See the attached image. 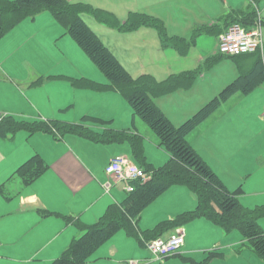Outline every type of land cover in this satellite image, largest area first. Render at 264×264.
<instances>
[{
	"label": "rangeland",
	"instance_id": "obj_1",
	"mask_svg": "<svg viewBox=\"0 0 264 264\" xmlns=\"http://www.w3.org/2000/svg\"><path fill=\"white\" fill-rule=\"evenodd\" d=\"M89 1L92 4V1L102 0H72L86 4ZM111 1L124 9L129 4L137 5L136 12L160 17L170 35L193 42L190 53L182 52L189 60L173 62L165 59L166 50L163 47L168 46L158 38L142 45L141 40L124 37L121 32H111L98 23L92 24L94 29L107 34V40H111L118 49L114 51L123 58L121 62L134 79L150 74L162 82L171 75V66L198 71L190 89H175L169 94L157 96L156 100L176 125L182 124L214 100L211 106L216 107L211 112L209 110V115L192 128L187 137L227 188L243 186L245 194L241 196V201L246 200L251 208L264 204V165L259 163L260 159L264 162V82L249 93L243 92L240 87L248 80L242 79L238 85H233L240 74L243 78L248 75L258 59L264 60V53L235 57L220 55L216 35L207 34L204 30L201 35L207 40L197 44L195 40H198V36L192 30L197 24H207L226 15L231 7L247 9L250 4L253 5L252 1ZM259 6L261 18L264 19V0L259 1ZM146 9L156 11L158 15ZM104 10L113 13L109 9ZM44 13L36 20L32 16L23 19L15 30L14 27L12 32L0 39V50L6 52L3 67H0L7 70L6 74L0 72V113L19 120L36 117L71 123L83 120L96 130L106 125L116 130H136L144 136L148 161L155 167L166 164L172 155L160 145L155 132L143 119L133 114L128 99L122 93L110 88L109 77L76 38L68 33L67 27L56 18L51 20L53 14L49 10ZM125 16L122 21L130 17L129 13ZM92 19L96 21L94 17ZM89 23L91 25V20ZM144 36L152 34L149 32ZM202 51L208 54L207 58L204 59ZM214 56H221V59L208 65L209 57ZM195 63L196 66L193 65ZM86 114L96 115L100 119L88 117L84 120ZM25 131L11 132L6 136L0 132V188L4 183L14 181L16 169L21 166L18 167L17 161H14L34 146V141H38L48 154L53 153L51 161L55 167L63 168L65 161L74 157L65 149L69 140V144L76 149L74 155L82 154V159L86 161L84 165L72 160L69 171H63L65 176L68 172L72 174L67 179L73 184L75 181L80 184L79 187L74 184L72 192L65 197L69 211L81 215L84 224H90L105 214L109 204L120 203L127 197L128 191L123 181L113 182L108 188V183L113 179L108 175L107 167L111 158L121 154L128 155L132 162L140 166L128 141L99 143L68 133V137L59 142L52 134L53 138L49 134L33 136ZM258 156H261L260 159ZM29 159L25 167L34 165L46 172L48 163L39 153H34ZM3 198L1 192L0 201ZM197 201L196 194L187 185L168 186L142 210L139 232L152 234L149 238L155 237L158 233L153 231L185 210L194 208ZM84 206L89 207L76 213L79 207ZM260 222L264 229V215ZM184 228L187 232L186 244L169 258L162 254L157 257L148 248L147 242H140L122 227L93 248L82 264H264V259L238 228L228 232L206 217L189 220L184 223ZM80 232L76 225H67L61 215L49 216L13 248V254L19 261L1 264H48L67 249L72 238ZM167 235V232L163 233V236ZM21 250L25 251L18 254Z\"/></svg>",
	"mask_w": 264,
	"mask_h": 264
},
{
	"label": "trees",
	"instance_id": "obj_2",
	"mask_svg": "<svg viewBox=\"0 0 264 264\" xmlns=\"http://www.w3.org/2000/svg\"><path fill=\"white\" fill-rule=\"evenodd\" d=\"M46 9H49L55 18L67 27L68 33L76 38L87 54L109 77L110 88L122 93L128 99L133 114L146 122L155 132L160 145L166 147L172 155L166 164L155 167L145 155L144 136L133 130H116L106 127L104 131H98L83 120L71 123L61 119L19 120L13 116H0V132L4 136L11 132L26 130L29 133L37 131L49 133L57 140L68 133H74L99 143L128 141L136 162L151 176L144 182H137L133 192H129L122 202L110 204L105 214L92 224H84L77 217H67V221L78 226L84 233L75 237L69 247L50 264L84 263L87 254L93 248L122 227L143 243L161 236L160 231L166 230L168 224H184L198 217H206L228 232L238 228L259 256L264 259V229L260 223V218L264 215V204L255 208L244 205L240 199L244 193L243 186L240 185L234 190L227 188L187 137L188 132L209 115V110L211 112L216 107L211 106L215 101L202 107L182 124L176 125L155 100L157 96L169 94L175 89H190L198 71L189 70L171 74L162 82L150 74H143L138 79H134L117 55L84 20L83 13L90 12L100 22L120 31H134L146 26L154 28L162 44L174 47L181 53L189 50L190 43L184 38L171 36L165 22L159 17L133 12L126 21H121L110 11L70 0H1L0 39L26 16H34ZM231 15L241 20L234 22L247 25L254 24L257 19L254 9L230 10L227 18ZM217 25L216 22L211 25L197 24L193 29L194 35L199 37L206 30L207 34L219 36L220 32L215 29ZM220 55L223 54L220 53ZM220 59L221 56L209 57L207 63L212 65ZM263 61L262 58L258 59L248 75L243 78L240 74L233 85L235 83L238 85L242 79L248 80L240 84L243 92L248 93L262 84L264 82ZM88 117L100 119L98 116L86 114L84 120ZM101 121L105 123V120L101 119ZM27 163L28 161L22 165L23 168ZM172 184L187 185L196 194L198 204L193 210L184 212L174 220L170 219L160 225L156 231H153L158 234L149 238L146 233L139 232L141 212L147 204ZM171 256H165V258Z\"/></svg>",
	"mask_w": 264,
	"mask_h": 264
},
{
	"label": "crops",
	"instance_id": "obj_3",
	"mask_svg": "<svg viewBox=\"0 0 264 264\" xmlns=\"http://www.w3.org/2000/svg\"><path fill=\"white\" fill-rule=\"evenodd\" d=\"M70 1H72V0H70ZM251 1H252L253 5L250 4L247 7V9H244V10L248 11L249 9L250 10L254 9V10H256V14H260V17H261V13H260L259 8H258V7H260L259 6V1L260 0H258V1L251 0ZM90 3H91V1H89V3H87V4H90ZM92 4L102 7V8L101 7H97V8L109 9V10L113 11V13L116 15V17L119 18L121 21L125 19V17H126L125 15L127 13H129V15H131L133 12L138 11L137 9L139 7V6L135 5V4H129V5H126L125 9H124L122 7L120 8V5L118 3L114 4L111 0H102V1H99V2L92 1ZM92 4H90V5H92ZM48 10L49 9H46V10H44L42 12H39L38 14L32 16L33 19L36 20L37 18H40V17L44 16L46 14L44 12H46ZM230 10H241V9H233L231 7L229 10L227 9L226 15H223L220 18H215V19H213L212 21H210L207 24H203V25H211L214 22H216L218 25H217V27L215 29L220 32L219 36H217L215 34L218 37V39L221 36V34L224 33V31L232 23H234V20L237 19L233 15H231V16H229V18H227L228 17V12ZM147 11H149L151 13H155V14L158 15V13L156 11H150V10H147ZM138 13H142V12H138ZM28 17H30V15L26 16L24 19H26ZM93 17H94V19L96 21H94L92 19ZM50 18L52 20L53 18H55V16L52 15V17L50 16ZM83 18L89 24V26L103 39L105 44L114 53H116L115 51H117L118 49L111 42V40H107V39H109L107 34L105 32H103V31L99 30V29L98 30L96 28L94 29L92 27V24L98 23V24L103 25L104 27L108 28L111 32L112 31L121 32V34L124 37L134 38L136 40H141L142 41V45H145L146 43L152 42V40H154L155 38L159 39L158 32L154 28L140 27V28H138V29H136L134 31L125 32V31H120V30H118L116 28L110 27L109 25L100 22L90 12L83 13ZM90 20H91V25L89 23ZM262 20H263V23H264V19H262ZM18 24L14 26L15 28L13 27L14 29L13 28L9 29L7 31V34H8V32H12L13 30H15L17 28ZM149 32H151L152 36H144L145 34H147ZM171 36H173V35H171ZM203 36L204 35H200L199 37H197L198 40H195V42H197V44H198L199 41L207 40V39H204ZM195 42H194V44H195ZM192 44H193V42L190 43V48L187 51V53L191 52ZM163 48H165L164 50H166V53H165L164 56H165V59H167V60H172L173 62L188 61L189 60V57L183 55L181 53V51L175 49L174 47H165L164 46ZM4 53L6 55V52H4V50H0V66H2V62H3V59H4ZM202 55H203L204 59L207 58V56H208V54L205 51H202ZM240 56H243V55H240ZM118 57L121 60L123 59L119 55H118ZM193 65L196 66L197 63H195ZM171 68H172V70H170V74H176V72L177 73H181V72H184V71H188L187 68H185V69H183V68L175 69L173 66H171ZM2 69L0 67V72H2V73H3V71H4V73L7 72V70H5L4 68H2ZM171 72H173V73H171ZM239 74H240V69H239ZM260 86H262V84H260L257 87H260ZM183 90H185V89H183ZM157 103H158V101H157ZM130 108H131V111L133 112L131 105H130ZM0 116H3V115L0 113ZM7 116H12V115L8 114ZM94 116H96V115H94ZM38 118H42V117H38ZM26 119L29 120V118H26ZM26 119H22V120H26ZM32 119H34V118H32ZM42 119H44V118H42ZM106 127H111V126L110 125H106L105 127H103V129L99 128V130L98 129L97 130L98 131H101V130L103 131ZM125 130H131V129H125ZM247 130L249 131L250 129L247 128ZM133 131L138 132L136 130H133ZM25 132L29 133L28 131H25ZM138 133H140V132H138ZM29 134H32L33 136H36L38 134H46V135H48L49 133L37 131V132L29 133ZM68 135L69 134H67L63 138H61L59 142H61L62 140L66 139V137H68ZM72 135H75V134H72ZM75 136H77V135H75ZM50 137H52V136L50 135ZM36 138H38V137H36ZM70 138H72V137H70ZM54 140H56V139H54ZM86 140H88V139H86ZM34 143H35V144H33L34 146H31L30 149H27L25 151V153L23 154V156H21L18 160H15L14 163L17 161L16 165H18V167H19V165L22 166L23 164H25L27 161H29L31 159V158L29 159L30 156H33L34 153H37V154L39 153L43 157V159H45V161H47V163H48V165L46 167L47 168L46 172L45 173L42 172V169L38 170V167L34 166V165L32 167L31 166H27V167H24V168H20L21 167L20 166L19 167L20 169L19 168L16 169L17 174L15 175V177L13 179L14 181L10 182L11 181L10 180V181L6 182V183H4L2 188H0V193L2 192V195L4 197L2 199V201H0V264L2 262L17 263L19 260L13 254V251H12L13 248L19 242L23 241L25 239V237L31 232V230L34 227L40 226L43 223V221L46 218H48L49 216L61 215L64 218L65 222H67V225L72 224L69 221H67V217H77V218L81 219V215L80 216L79 215H75V214H73L72 211L68 210V206H66L67 202L65 200V197L69 193H71L72 190L74 189V184H75V187L76 186L79 187L80 184H78L77 181H75V183L73 184L70 181V179H67V178L72 177V174L70 172H68V174L65 176L63 174V171L64 170L69 171V169L73 165L72 162H71L72 160L77 161V162H79L81 164L83 163L84 165H86V161L84 159H82L83 155L80 154L81 158L78 155L77 156L74 155V151H76V149L74 148V146L72 144H69L70 142L68 140L67 144H65V146H66L65 149L67 150L66 152L71 153V155L74 156V157H72L69 161H65L66 165L63 168H57V167L54 166V164L51 161V156L53 155V153L48 154L47 151L45 150V148L42 147L39 144L38 141H34ZM78 149L81 150V147H79ZM258 157H259L258 159H260L261 156H258ZM26 159H28V160L26 161ZM23 161H25V162L23 163ZM259 163H263L262 165H264V162H263L262 159L259 160ZM20 170H23V171H20ZM239 186H237V187H239ZM236 188H234V189H236ZM234 189H231V190H234ZM243 194H245V190H244ZM241 196H240V199H242ZM64 200H65L66 203L64 202ZM242 201L241 202L244 205H246V206L249 205V203L246 200H242ZM197 204H198V201H197ZM87 207H89V206L79 207L77 209L76 213H79L81 210H84ZM248 207H250V206H248ZM194 208L185 210L184 212L193 210ZM174 219L175 218H173L172 220H174ZM96 221H94V222H96ZM94 222H92V223H94ZM92 223H90V224H92ZM72 225H75V224H72ZM87 225H89V224H87ZM166 227H167L166 230H164L163 232H161L162 230L160 231L161 235H163V233H165V232H167L168 235H169L170 233L175 231L177 228L184 227V224H179V225L168 224ZM161 228H162V226H161ZM80 231H81V229H80ZM83 233L84 232L81 231L80 234L74 236L72 238V240L75 237L81 236ZM151 235L152 234H150L148 236H151ZM186 237H187V232H186ZM185 244H186V239H185ZM22 251H25V250L19 251L18 254H21ZM55 259H53V260H55ZM53 260H51L49 262L51 263ZM50 263H48V264H50Z\"/></svg>",
	"mask_w": 264,
	"mask_h": 264
},
{
	"label": "built area",
	"instance_id": "obj_4",
	"mask_svg": "<svg viewBox=\"0 0 264 264\" xmlns=\"http://www.w3.org/2000/svg\"><path fill=\"white\" fill-rule=\"evenodd\" d=\"M263 25L260 14H257L256 22L252 25L232 23L218 39L219 52L228 56L264 53ZM262 117L264 118V113ZM107 173L113 179L108 183V188L113 182L123 181L128 193L135 190L137 182H144L151 177L141 166L132 162L128 155L123 154L111 158ZM185 239L186 230L179 227L167 236L161 235L148 240L147 246L157 257L161 254L171 256L185 245Z\"/></svg>",
	"mask_w": 264,
	"mask_h": 264
}]
</instances>
